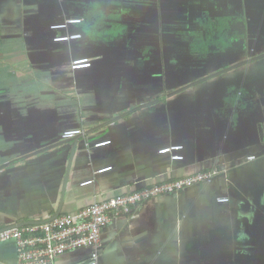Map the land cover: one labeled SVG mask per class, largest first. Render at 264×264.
I'll return each instance as SVG.
<instances>
[{"label":"crops","instance_id":"crops-1","mask_svg":"<svg viewBox=\"0 0 264 264\" xmlns=\"http://www.w3.org/2000/svg\"><path fill=\"white\" fill-rule=\"evenodd\" d=\"M260 1L0 0V229L215 168L103 226L98 264H264V114L233 117L225 84L245 71L208 76L224 53L190 41L196 21L220 20L226 49L242 54ZM72 16L81 37L53 41L50 24ZM76 57L91 66L72 69ZM73 127L83 133L62 139ZM170 144L182 159L159 152ZM16 261L15 241L1 240L0 264ZM55 264H89L88 251Z\"/></svg>","mask_w":264,"mask_h":264},{"label":"built area","instance_id":"built-area-1","mask_svg":"<svg viewBox=\"0 0 264 264\" xmlns=\"http://www.w3.org/2000/svg\"><path fill=\"white\" fill-rule=\"evenodd\" d=\"M80 21L81 18L72 16L51 23V29L61 31L55 34L52 40L69 42L80 38V32L69 29L72 24ZM70 66L72 69L86 68L91 66V61L87 57H76L71 59ZM82 133V128L73 127L63 129L60 136L62 139H69ZM109 142V140L95 141L93 145L100 146ZM181 147L180 144H170L158 150L159 152H168L170 159L178 160L183 156L172 152ZM250 158L253 156H249ZM109 168L110 166L103 167L98 171ZM217 174L218 170L215 168L199 170L181 177L146 185L140 189L106 196L73 213H61L46 220L4 227L0 229V241L5 239L15 241L16 264H55L59 255L77 248L88 251L89 264H98L99 249L102 245L100 233L103 226L116 217L131 214L138 204L146 200L163 199L168 194L209 182ZM216 200L228 202L229 197L222 195L216 197Z\"/></svg>","mask_w":264,"mask_h":264},{"label":"flooded vegetation","instance_id":"flooded-vegetation-1","mask_svg":"<svg viewBox=\"0 0 264 264\" xmlns=\"http://www.w3.org/2000/svg\"><path fill=\"white\" fill-rule=\"evenodd\" d=\"M257 11H258L257 14H259V15L255 18V20L252 24L253 25L252 28H255L254 30L257 29V37H255L256 36L255 35L254 37L256 38V40L254 39V37L251 38V40H252V44H253L255 50L256 51H262L260 54H259V52L256 53L253 48H251L253 50H250V48L248 47L249 41L244 42V44L242 45V50H241L242 54L236 55V56L234 54L236 52L235 50L226 49L225 47L220 48V49L218 47H215L213 45L214 41H215V37H213V34H210L207 36L206 30H205V25L202 24L205 22V19L204 20L199 19L200 21H196V24L192 27V29H194V30L191 31L192 35L190 37V41H191L192 52H195L196 54L199 53V51L202 48L207 50V51H211V49H213V52L224 53L225 57L221 58V59H223V61H225L226 64L222 65V67H220L219 69L214 71L213 74L224 73V72H226L225 69H227L231 66L251 67V65H249V64L252 63V60L255 58V56H258V58L256 60H259V63H258V65H256V64L254 65V67H257L256 72H258V74H259L258 77H256L255 74L253 76H249V74L251 73V71H250L251 69H248V72L247 71L244 72V75L242 77L243 80H239V83H233V82H229V81H228L229 83L226 82L227 84H225V90H226V88H228V90H232L229 87L233 86L236 89V91L241 90L237 93V95L242 96L243 95L242 89H245L246 91H248L250 93L251 97H253V99H254L253 102L250 104V106L259 105L261 107V101L258 98H254V93L255 92L259 93V95L262 96V101L264 103V96H263L264 95V0L260 1V5L258 6ZM223 30L224 29H222L221 32ZM245 31H247V30L245 29ZM258 36L261 37V39H259ZM208 37H209V39H208ZM246 53H247V55L248 54L249 55L244 58L243 56H245ZM237 57H242L243 59L241 58L240 60H237V59H239ZM256 60H254V61H256ZM192 64L197 65L200 63L195 62ZM227 71H229V70H227ZM207 75L209 76L210 74H207ZM207 75H202L201 77H204ZM201 77H197L194 80H198ZM242 81H244V82H242ZM191 82H194V81H191ZM235 84H238V88L236 87ZM250 95H248V96H250ZM248 96H244V98H242V99H239V98H236V99H238L239 101H243L244 99H248ZM242 112H244V108L240 109V111L238 113L239 119H240V116L242 115ZM246 114H247V111H246ZM263 114H264V112L261 111L260 116Z\"/></svg>","mask_w":264,"mask_h":264},{"label":"rangeland","instance_id":"rangeland-1","mask_svg":"<svg viewBox=\"0 0 264 264\" xmlns=\"http://www.w3.org/2000/svg\"><path fill=\"white\" fill-rule=\"evenodd\" d=\"M223 22L224 21H220V20H217V21H215V22H213V23H210V22H204V23H202V24H204L205 25V30H206V33H207V36L208 35H210V34H213V37H215V41H214V46L215 47H218L219 49L220 48H223V47H225V48H227L228 46H229V44L228 43H226V42H224L223 40H221V38H220V35H222V33H221V30L222 29H224V26L225 25H222L223 24ZM216 23V24H215ZM215 27V28H214ZM258 38L259 39H261V37H259L258 36ZM249 48H250V50H253L254 49V51L256 52V53H258L259 52V54L262 52V51H256L255 50V48H254V46H253V44H252V41H249V46H248ZM214 48V47H213ZM251 48H253V49H251ZM211 51H213V49H211ZM249 55V54H248ZM247 55V53L245 54V56H243L244 58L245 57H247L248 56ZM237 58H239V59H237V60H240L242 57H237ZM258 58V56H255V58L252 60V63L251 64H249V65H251V67H247V66H240V67H236V66H231V67H229V68H227V69H225V73H227V78L229 77V76H231V74H230V72H235V73H238L239 71H247L248 72V69H251L250 71H251V73L249 74V76H253L254 74H255V76L256 77H258V72H256V69H257V67H254V65L256 64V65H258V63H259V60H256ZM243 59V58H242ZM254 60H256V61H254ZM248 65V64H247ZM227 70H229V71H227ZM253 72V73H252ZM221 74V73H220ZM215 75H219V73H215V74H210V77L211 76H215ZM223 79V78H222ZM226 80V79H225ZM253 91V90H252ZM260 107L259 105H255V107ZM260 110L261 111H263L264 112V107L262 108V107H260ZM263 119H264V116H263ZM262 120V119H261Z\"/></svg>","mask_w":264,"mask_h":264},{"label":"trees","instance_id":"trees-1","mask_svg":"<svg viewBox=\"0 0 264 264\" xmlns=\"http://www.w3.org/2000/svg\"><path fill=\"white\" fill-rule=\"evenodd\" d=\"M229 88H231L232 90H228V88H226L225 93H224V100H227V103L230 105L229 107V113L231 115H233V117H237L240 109L242 108H247L248 106H250V104L253 102V97H251L250 93L248 91H246L245 89H242L243 95L242 96H238L237 93L241 90L236 91V89L233 86H230ZM227 92V93H226ZM250 95V96H248ZM244 96H248V99H244L243 101H239L236 98L242 99L244 98ZM264 96V95H263ZM251 97V98H250ZM254 98H258L261 101V107H264V103L262 101V96L259 95V93L255 92L254 93ZM232 109V111L230 110ZM225 112V110H222V113ZM229 113H224L223 115H228ZM230 116V115H229Z\"/></svg>","mask_w":264,"mask_h":264},{"label":"water","instance_id":"water-1","mask_svg":"<svg viewBox=\"0 0 264 264\" xmlns=\"http://www.w3.org/2000/svg\"><path fill=\"white\" fill-rule=\"evenodd\" d=\"M204 78H206V77H204ZM204 78H201V79L195 80L194 82H191L189 86H191L192 84H196V83H198L200 80H202V79H204ZM185 87H188V85L185 86ZM185 87H181V88L177 89L176 92L185 89ZM162 98H163V97H162ZM162 98H161V99H162ZM164 98H165V97H164Z\"/></svg>","mask_w":264,"mask_h":264}]
</instances>
